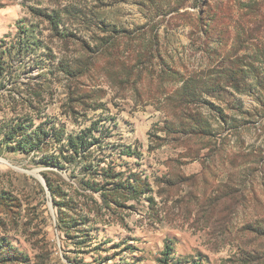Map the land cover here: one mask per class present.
I'll list each match as a JSON object with an SVG mask.
<instances>
[{
	"label": "rangeland",
	"instance_id": "374dc122",
	"mask_svg": "<svg viewBox=\"0 0 264 264\" xmlns=\"http://www.w3.org/2000/svg\"><path fill=\"white\" fill-rule=\"evenodd\" d=\"M0 264H264V0H0Z\"/></svg>",
	"mask_w": 264,
	"mask_h": 264
},
{
	"label": "trees",
	"instance_id": "16d2710c",
	"mask_svg": "<svg viewBox=\"0 0 264 264\" xmlns=\"http://www.w3.org/2000/svg\"><path fill=\"white\" fill-rule=\"evenodd\" d=\"M151 1V0H150ZM219 8H220V6H219ZM42 16H45L46 18H48V20L50 21V22H52V24H54V23H56L55 22V19H53V17L52 16H50V15H42ZM216 10L215 9H211V10H207V11H205L204 10V12L202 13V15H200L199 16V22L201 23V25H203V26H207V27H209V25H211L212 23H216ZM228 64L230 65L229 66V71H234V73L235 74H240V73H237V71H240L239 69H234L236 66H238V64H236L235 62H233V61H229L228 62ZM236 71V72H235ZM241 72V71H240ZM171 74H173V75H176V73H171ZM229 76V75H228ZM202 77V76H201ZM203 78V77H202ZM179 79V81H183V80H185L183 77H180V78H178ZM192 80H196V81H192ZM200 81H204V80H197L196 78H191L190 80H188V81H185V83H184V85H183V89H182V91L181 92H183L184 93V96L186 95V96H189V94H188V88L191 86V87H193L192 85H198L199 84V82ZM192 82H198V83H192ZM235 82H237V79H235V77L234 78H227V83L228 84H233L234 85V83ZM192 83V84H191ZM242 84V83H241ZM194 118V117H193ZM193 121H195L197 124H196V130L198 129V128H203V125L201 124V122L197 119V118H194L193 119ZM195 133V132H194ZM84 145V141H80V142H78V143H76L75 144V146H74V148H75V150L76 149H78V148H80V147H82ZM87 188H89V189H91V190H95L94 189V187H91V186H89V185H87ZM87 190V189H86ZM54 196L56 197L57 195L56 194H54ZM86 197H87V195H86Z\"/></svg>",
	"mask_w": 264,
	"mask_h": 264
}]
</instances>
